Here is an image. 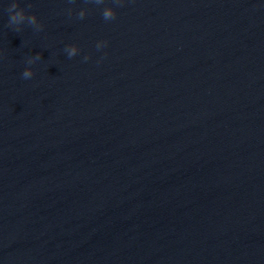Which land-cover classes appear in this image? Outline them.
<instances>
[{"label":"water","instance_id":"obj_1","mask_svg":"<svg viewBox=\"0 0 264 264\" xmlns=\"http://www.w3.org/2000/svg\"><path fill=\"white\" fill-rule=\"evenodd\" d=\"M12 2L0 264H264V0Z\"/></svg>","mask_w":264,"mask_h":264},{"label":"clouds","instance_id":"obj_2","mask_svg":"<svg viewBox=\"0 0 264 264\" xmlns=\"http://www.w3.org/2000/svg\"><path fill=\"white\" fill-rule=\"evenodd\" d=\"M104 2V0H95L96 4H102ZM115 3L119 4L120 0H115ZM8 12L11 14L10 18H9V25H17L19 24L21 21H23L25 19V16L28 17V23L30 25H34L36 20H37V16L35 14L32 15H26L25 10L23 8L19 7L18 2H16V0H13V2L9 5L8 7ZM79 17L82 19L85 16V11L81 10L79 12ZM103 18L108 21V20H113L116 17V12L112 7H106L103 12H102ZM17 31H19V28L17 27L16 29ZM105 43V42H103ZM97 47L99 48L100 46L97 45ZM66 51H68V56L71 58L73 56H75L76 54V48L72 47L71 50L69 51L67 48L65 49ZM37 59H40V55L37 54L35 57H31L28 60L29 64L34 63ZM85 59L87 60L88 57H85ZM34 75L33 70L31 67L26 68L23 73H22V77L24 79H29Z\"/></svg>","mask_w":264,"mask_h":264}]
</instances>
